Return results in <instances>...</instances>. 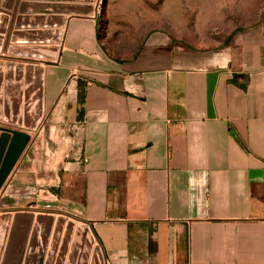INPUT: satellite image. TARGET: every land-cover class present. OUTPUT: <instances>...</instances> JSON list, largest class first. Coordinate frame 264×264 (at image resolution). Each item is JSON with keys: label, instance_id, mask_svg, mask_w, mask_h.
Here are the masks:
<instances>
[{"label": "crops", "instance_id": "obj_1", "mask_svg": "<svg viewBox=\"0 0 264 264\" xmlns=\"http://www.w3.org/2000/svg\"><path fill=\"white\" fill-rule=\"evenodd\" d=\"M26 11L14 29L62 33L5 201L71 208L106 264H264V25L213 51L152 31L119 60L96 12Z\"/></svg>", "mask_w": 264, "mask_h": 264}, {"label": "rangeland", "instance_id": "obj_2", "mask_svg": "<svg viewBox=\"0 0 264 264\" xmlns=\"http://www.w3.org/2000/svg\"><path fill=\"white\" fill-rule=\"evenodd\" d=\"M72 3L93 5V13L96 12L99 18L97 32L101 49L109 57L119 60L133 57L152 31L163 33L179 51H213L228 43L235 32L264 25V0H11L9 3L0 0V83L3 88L11 82L25 86L37 72H45L57 47L53 43L58 41L54 40L60 35L58 31H62L61 28L50 31L52 41L42 42L38 40L44 34L41 30L14 29L18 22L27 19L24 15L30 12L26 10L49 5L51 13H57L51 18H56L57 27H62L63 18L72 13L59 6ZM34 34L37 40H23ZM9 74L10 79L7 78ZM13 97L17 98L16 95ZM0 126L24 128L3 118ZM24 153L25 150L12 171L22 163ZM3 185L0 188V218L9 217L5 223L0 221V238L3 237L0 264L17 210H28L34 216L25 245V252L28 246L34 250V260H30V264L37 263L38 255L40 264H103L101 256L96 254L89 228L71 208L59 203H45L33 208L12 206L2 196Z\"/></svg>", "mask_w": 264, "mask_h": 264}, {"label": "water", "instance_id": "obj_3", "mask_svg": "<svg viewBox=\"0 0 264 264\" xmlns=\"http://www.w3.org/2000/svg\"><path fill=\"white\" fill-rule=\"evenodd\" d=\"M4 2L9 3L11 0H4ZM59 7H61L60 9L63 8L65 11L67 10L72 14L78 15H91L94 12L92 4L72 3L61 4ZM63 19L62 23L64 24L66 18ZM58 32L60 35L56 38V40H54V42L60 40L62 31ZM57 49L58 47H55L54 54L50 57L51 59H54ZM10 75L11 74L7 75V78H9L8 76ZM43 84L44 71H41L40 73L37 72L34 78H29L25 86H16L13 82H11L10 86H5V88H3L1 82L0 119L3 118L6 122L15 124L16 126H23L26 129L36 127L43 112ZM4 95L5 98H3ZM13 95H16L17 98L14 99ZM29 140L30 135L23 130L0 126V188L25 150ZM7 217L9 216L0 218L1 223H5ZM33 218V213L28 210L16 211L12 223L13 227L11 230V236L1 264H30V260H34V250L31 251V246H28V249L25 252L27 234ZM87 227L89 228L88 225ZM3 230L4 226L1 227V231ZM88 230L90 231L93 241L96 244L97 256H101L103 264L104 262L106 263L105 256L99 243L95 240L91 229L89 228ZM2 241L3 237L0 238L1 245ZM37 258V263L33 264H40L39 255Z\"/></svg>", "mask_w": 264, "mask_h": 264}]
</instances>
